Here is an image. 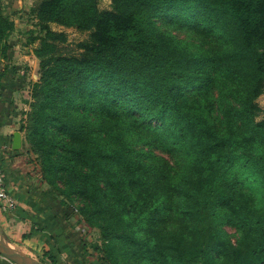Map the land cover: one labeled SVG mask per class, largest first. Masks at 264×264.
Instances as JSON below:
<instances>
[{
	"label": "trees",
	"instance_id": "16d2710c",
	"mask_svg": "<svg viewBox=\"0 0 264 264\" xmlns=\"http://www.w3.org/2000/svg\"><path fill=\"white\" fill-rule=\"evenodd\" d=\"M98 1L28 8L39 76L19 130L41 178L112 264H264V0ZM52 23L87 37L67 47ZM14 29L0 0V59Z\"/></svg>",
	"mask_w": 264,
	"mask_h": 264
},
{
	"label": "rangeland",
	"instance_id": "374dc122",
	"mask_svg": "<svg viewBox=\"0 0 264 264\" xmlns=\"http://www.w3.org/2000/svg\"><path fill=\"white\" fill-rule=\"evenodd\" d=\"M32 2L33 0H22L21 3L23 8L21 13H16L12 16L15 21V29L11 33L8 40L7 56L4 59H0V71L2 70L3 65H5L6 70L7 68H13V78L18 76L15 78L18 84L16 92L17 100L20 99L19 101L26 102L25 107L21 102L18 104L19 108L15 123V127L18 129L20 123H22L26 117V114L23 111H26L30 107L29 101L31 100V82L36 80L39 76L38 58L33 52V47L37 41L28 42V29L32 27V23L34 21V18L28 13V8ZM11 4H13V0H5L6 11L9 10H7V8H10ZM98 4L101 8H106L109 6L110 0H99ZM52 27L64 30L67 33V40L65 43L67 47L74 48L77 41L87 37V32L79 31L72 26H63L52 23ZM161 27L163 29H167L175 36L182 37L184 39H195L198 37L191 27L179 26L177 23L173 25L161 24ZM3 75L1 76L0 81L4 79ZM257 101L262 107H264V91L257 97ZM22 107H24V109ZM19 131L21 133V145L16 148V151H18V154L21 156L23 168L28 170L27 174L29 177L33 176L34 179L37 178V182H41L49 187H52L40 176V172L38 170L39 162L36 160V154L27 150L29 145L25 138V130ZM158 150L168 163H173V158L170 153L161 148ZM53 189L58 200L59 209L63 210L61 215L66 220L65 225L68 228H71L70 231L73 239L70 237L64 238L70 239L72 243L71 245H69V242L66 241L64 244L60 243V246L50 241H47L46 243L42 237L41 229H39L40 227H37V225L32 226L31 231L28 230V235L25 237L26 239L21 238L20 240H16L15 237H12V234L15 233L12 230L15 229L16 231H19V229L24 228L26 231L27 227L23 223L15 225L16 227L13 225L12 228L4 223V226L0 227V236L3 237L6 243L36 258L44 264H112L107 260L104 256V252L101 250L102 239L100 237L98 227L90 224L87 225L84 221L79 219L81 214L77 207V200L63 204L61 202L62 195L58 194L55 188ZM5 213L6 211L0 210V217L2 221H4V218L7 216ZM223 227L227 232V236L232 241L238 237L239 232L232 224L226 222L223 224ZM15 235H18V233ZM47 250L54 253L56 257L55 262H51L50 259L43 254L44 251ZM221 260L222 258H219L218 261Z\"/></svg>",
	"mask_w": 264,
	"mask_h": 264
},
{
	"label": "crops",
	"instance_id": "0c3cea01",
	"mask_svg": "<svg viewBox=\"0 0 264 264\" xmlns=\"http://www.w3.org/2000/svg\"><path fill=\"white\" fill-rule=\"evenodd\" d=\"M21 2L22 0H13V4L11 7L9 5L10 8H7L9 10L6 12L12 16L21 13L23 8ZM12 69L7 68L5 71L0 88V166L4 172L5 188L14 200V207L6 211L5 215L7 216L4 221L0 217V227L4 226V223L11 228L19 223L25 224L26 231L24 228L19 231L12 230L15 232L12 237L20 240L21 238L26 239L28 230L31 231V227L37 225L40 227L46 243L50 241L60 246V243L64 244L66 241L71 245L70 239H64L67 237L73 239V237L71 228L65 225L66 220L61 215L63 210L59 209L54 189L44 183L37 182V178L34 179L33 176L29 177L26 169L23 168L21 156L16 148L12 147L13 131H19L15 127L18 104L21 102L25 107L26 103L19 101L20 99L17 100L18 84L15 78L18 76L13 78L14 71ZM24 107L22 108L24 109ZM17 233L18 235H15ZM23 233H26L25 237H22ZM0 264L15 263L0 254Z\"/></svg>",
	"mask_w": 264,
	"mask_h": 264
},
{
	"label": "water",
	"instance_id": "95a60500",
	"mask_svg": "<svg viewBox=\"0 0 264 264\" xmlns=\"http://www.w3.org/2000/svg\"><path fill=\"white\" fill-rule=\"evenodd\" d=\"M21 145L20 133L18 130L13 131L12 147L18 148ZM0 254L14 262L15 264H44L36 258L22 252L14 246L5 242L0 236Z\"/></svg>",
	"mask_w": 264,
	"mask_h": 264
},
{
	"label": "built area",
	"instance_id": "2783aa9c",
	"mask_svg": "<svg viewBox=\"0 0 264 264\" xmlns=\"http://www.w3.org/2000/svg\"><path fill=\"white\" fill-rule=\"evenodd\" d=\"M14 207V200L8 194L5 183H4V173L2 167L0 166V210L8 211Z\"/></svg>",
	"mask_w": 264,
	"mask_h": 264
}]
</instances>
